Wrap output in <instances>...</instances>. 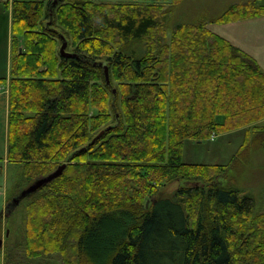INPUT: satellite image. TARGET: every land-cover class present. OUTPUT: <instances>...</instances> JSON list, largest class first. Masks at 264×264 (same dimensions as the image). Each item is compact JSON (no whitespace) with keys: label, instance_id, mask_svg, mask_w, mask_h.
I'll use <instances>...</instances> for the list:
<instances>
[{"label":"trees","instance_id":"obj_1","mask_svg":"<svg viewBox=\"0 0 264 264\" xmlns=\"http://www.w3.org/2000/svg\"><path fill=\"white\" fill-rule=\"evenodd\" d=\"M182 1H0L12 20V68L0 85L10 90L16 185L66 164L22 199L28 257L264 264V192L231 173L264 148V68L212 27L262 16L264 4L176 22ZM238 130L229 162L184 160L187 141Z\"/></svg>","mask_w":264,"mask_h":264},{"label":"rangeland","instance_id":"obj_2","mask_svg":"<svg viewBox=\"0 0 264 264\" xmlns=\"http://www.w3.org/2000/svg\"><path fill=\"white\" fill-rule=\"evenodd\" d=\"M158 1V0H157ZM166 1V0H160ZM170 1V0H168ZM232 1V2H231ZM183 0L181 4L177 5L172 13L176 22L190 21L197 19L201 14H216L223 11L226 6L231 3L245 1V0ZM258 4H264V0H256ZM169 3V2H168ZM194 8V11H193ZM191 11V13L189 12ZM252 17L240 19V21H249ZM11 10L5 4L0 5V73H3L7 68L8 74L11 72V62L8 60V54L11 47ZM224 24V23H220ZM214 24L212 27L218 32L233 34L232 29L228 26ZM244 24V23H242ZM248 25L244 24L237 28V32H241L244 37L247 34L245 30ZM260 26L256 31V38L247 39V50L259 60L264 59V33ZM9 38V39H8ZM248 38V37H247ZM259 40H258V39ZM259 42H261L260 45ZM262 45V46H261ZM264 68V67H263ZM3 87V86H2ZM3 88V93L7 94L10 106V90L9 87ZM2 89V88H1ZM7 116V109L0 108V156L3 157L8 148V136H4V120ZM6 134V132H5ZM244 131H235L232 133L223 134L207 141L198 143L187 141L184 150V160L186 162L196 163H227L230 161L232 155L239 149L243 143ZM0 157V238L3 239V246L0 248V256L2 264H63V259L59 252L49 254L42 258H30L27 256L24 238H25V207L26 203L20 201L25 198L21 197L19 203H14L16 199V192L20 188L27 187V181L20 186L16 185L19 179L20 168L16 163H9ZM232 174H236L240 184L245 186L248 190L254 189L258 192H264V148L255 149L252 152L250 160L240 173L232 170ZM238 182V183H239ZM176 184V183H175ZM170 184L165 186V193L173 191L177 185ZM24 185V186H23ZM20 187V188H19ZM17 192V193H18ZM16 194V195H15ZM264 194V193H263ZM15 195V196H14ZM264 202H260L262 206ZM264 207V205H263ZM9 231V234H8ZM101 244V243H100ZM99 252L104 254L103 246Z\"/></svg>","mask_w":264,"mask_h":264},{"label":"crops","instance_id":"obj_3","mask_svg":"<svg viewBox=\"0 0 264 264\" xmlns=\"http://www.w3.org/2000/svg\"><path fill=\"white\" fill-rule=\"evenodd\" d=\"M230 1L231 0H227L228 3ZM242 23L248 25V28L245 30V32L247 33L245 35L246 37H244L241 32L236 33L237 32V28H240V27H242L244 25ZM220 25H222V26H228L229 27L228 29H232L233 34L225 33L223 31H218L219 33L227 36L235 44H237L238 46H240L244 50L248 51L247 50V47H246L247 46L246 44L248 43L247 42V39H250L251 40L252 37L254 39L256 38V31L258 29V25L260 26L261 30H263L262 32L264 33V15L252 17L249 21H247V20H245V21L237 20V21H233V22H228V23L220 24ZM260 44H261V42H259L258 45H260ZM263 46H264V44H263ZM255 58L258 60V62L260 63V65L262 67H264V59L259 60L257 57H255ZM1 107H4V108L7 109V116H6V119L4 120V130H5L4 131V136L6 135V137H7L8 136V122H9V109H10V107H9V102H8L7 94H5V93L0 94V108ZM5 132H6V134H5ZM7 148H8V146H7ZM1 158H4V160L7 161V152L4 153L3 157H1Z\"/></svg>","mask_w":264,"mask_h":264},{"label":"water","instance_id":"obj_4","mask_svg":"<svg viewBox=\"0 0 264 264\" xmlns=\"http://www.w3.org/2000/svg\"><path fill=\"white\" fill-rule=\"evenodd\" d=\"M66 42L63 43L62 47H61V52L67 56L72 55L71 53H68L65 51L66 48ZM102 64V63H100ZM105 66V71L107 72V65L104 64ZM66 164H62L58 167V169H56L54 172L50 173L49 175L45 176V177H41L37 180H35L32 184H30L27 188H25L18 197H16L14 203H19L18 201L20 200L21 197L26 196L34 191H36L38 188H40L41 186H43L45 183L49 182L50 180H52L53 178H55L56 176H58L59 174H61V172L63 171V169L65 168ZM149 202V201H148ZM9 234V231H8ZM3 244V239L0 238V248L2 247Z\"/></svg>","mask_w":264,"mask_h":264}]
</instances>
